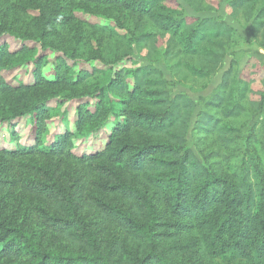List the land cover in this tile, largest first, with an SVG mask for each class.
Listing matches in <instances>:
<instances>
[{
	"label": "trees",
	"instance_id": "16d2710c",
	"mask_svg": "<svg viewBox=\"0 0 264 264\" xmlns=\"http://www.w3.org/2000/svg\"><path fill=\"white\" fill-rule=\"evenodd\" d=\"M182 1L196 15L221 8ZM221 1L264 51V0ZM78 10L114 28L89 31ZM181 11L176 0H0V37L20 43L0 44V124L34 121L32 143L0 148V264H264V134L247 136L233 167L229 124L264 114V63L232 58L206 97L173 95L156 64L213 76L237 36L219 17ZM136 46L146 64L126 67ZM68 62L112 75L103 87L98 71ZM26 65L30 82H6L3 71ZM51 102L73 107L49 135ZM191 129L194 145L208 144L200 157ZM103 134V148L75 153Z\"/></svg>",
	"mask_w": 264,
	"mask_h": 264
},
{
	"label": "rangeland",
	"instance_id": "374dc122",
	"mask_svg": "<svg viewBox=\"0 0 264 264\" xmlns=\"http://www.w3.org/2000/svg\"><path fill=\"white\" fill-rule=\"evenodd\" d=\"M181 8V12L174 13L176 19H180L183 15L188 16H198L200 18L205 17H215L223 19L229 26H231L235 31L237 36L235 37L234 44L231 45V49L227 52V55L224 59V62L221 66V70L213 75V76H192L189 72H181L179 77L172 75L170 72V67L173 64L170 60H162L156 67L159 68L164 78L169 82L170 90L173 95L179 93H185L189 98L194 101H199L202 97H206L209 93L217 86L220 81V77L222 72L228 67L229 62L232 58L238 59L239 68L242 69L247 61L248 56H254L252 53H256L257 45L252 41L246 29L240 28L228 15L227 10H225L224 3L220 1L221 8L217 12H207L195 14L182 0H176ZM76 17L78 21L81 22V26L85 29L93 32H98V28L100 27H110L114 28L113 22L104 16H92L83 11H76ZM119 32V31H118ZM7 44L10 49H17L20 46L15 39L10 38L8 36L0 37V44ZM31 45V44H30ZM139 46L135 47V53L133 56L124 63L126 67H133L136 65H145L146 62L143 61L138 55ZM38 52H40L39 47L37 46ZM55 53L48 51L47 59L50 63L44 70L43 73L45 77H51L52 75V66L51 62L53 61ZM69 66L72 68V72L75 73L78 69L84 68L87 65L80 64L75 66L72 62H68ZM88 69H95L98 71V75L96 76L97 82L100 83L103 87L108 83L111 78L112 70L110 68L103 67L98 62H93L89 66ZM30 65L23 66L18 69H14L11 71H3L2 75L7 83L12 86H17L21 83L30 82ZM96 100H89V107H91ZM72 103H65L62 107L56 108L55 102L49 103V108H52V116L50 120L46 122L49 135L54 134L57 128L65 124L66 121L62 120L61 113L65 111H70L72 109ZM115 115V113H114ZM112 119L111 122H113ZM68 121V120H67ZM70 121L72 118H69L68 123L66 125H70ZM34 124L33 118L31 116L22 118L18 120L17 123L13 126H9L8 124H0V148H11L17 145H26L27 143H32L33 134H32V126ZM112 124V123H111ZM229 124L238 129L239 139L235 144V148L231 150V155L233 159V167L238 164L244 158V141L247 136L253 132L257 135L260 140L264 134V114L256 115L249 113L247 115H243L242 117L231 120ZM110 126L106 129L107 132L110 130ZM14 131V132H13ZM13 135L11 136V134ZM59 133V132H58ZM12 137V138H11ZM104 138L105 135L96 136L93 138H89L84 143L75 142V153H92L95 150H100L104 146ZM196 138L194 137V132L192 129L188 134V141L190 142L193 149H195L197 155L200 157L208 144L204 141H200L194 145Z\"/></svg>",
	"mask_w": 264,
	"mask_h": 264
},
{
	"label": "crops",
	"instance_id": "0c3cea01",
	"mask_svg": "<svg viewBox=\"0 0 264 264\" xmlns=\"http://www.w3.org/2000/svg\"><path fill=\"white\" fill-rule=\"evenodd\" d=\"M260 62L264 63V51L257 48L256 53H252Z\"/></svg>",
	"mask_w": 264,
	"mask_h": 264
}]
</instances>
